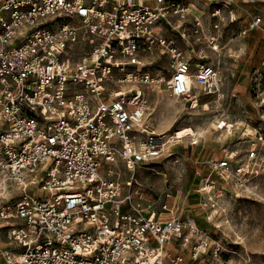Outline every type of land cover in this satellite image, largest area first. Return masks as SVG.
<instances>
[{
    "label": "built area",
    "instance_id": "2783aa9c",
    "mask_svg": "<svg viewBox=\"0 0 264 264\" xmlns=\"http://www.w3.org/2000/svg\"><path fill=\"white\" fill-rule=\"evenodd\" d=\"M237 7L236 0H0L3 264H201L170 248L198 230L145 206L134 175L120 179V168L134 172L175 153L173 137L145 119L144 86L162 84L181 97L195 83L219 95L220 63L208 53L225 36L264 37V12L246 11L244 26L229 28ZM209 9L215 21L206 26ZM158 56L167 57L166 72L150 69ZM257 157L255 146L245 154ZM245 164L234 152L208 160L199 191L222 193L221 177L245 186Z\"/></svg>",
    "mask_w": 264,
    "mask_h": 264
},
{
    "label": "rangeland",
    "instance_id": "374dc122",
    "mask_svg": "<svg viewBox=\"0 0 264 264\" xmlns=\"http://www.w3.org/2000/svg\"><path fill=\"white\" fill-rule=\"evenodd\" d=\"M236 1L240 12L236 22L242 27L246 11L264 12V0ZM210 9L202 17L206 26L215 21L207 14ZM236 22L229 24V28L236 31ZM251 32L232 39L225 36L220 40L221 49L208 53V62L218 59L220 63L219 95L205 93L196 85L189 95L178 98L169 95L162 84L144 86L145 119L156 131H166L173 137L169 149L175 153L134 172L120 168V179L134 175L144 192L145 206L150 204L161 218L179 216L186 229L191 225L198 230L196 236L187 235L186 231L188 241L170 243L171 250L188 262L264 261V42ZM186 54L193 56L194 52ZM150 56L149 60L157 55ZM154 63L151 70L166 72V56H158ZM193 98L198 100L197 107H191ZM253 146L258 157L256 161H246L245 154ZM228 152H234L236 158L246 162L245 169L251 171L245 175V186L233 178L221 177V195L216 189L209 193L199 191L207 161ZM210 198L216 200V208L207 205ZM163 203L167 210L160 209ZM204 236L207 245L203 247L198 237Z\"/></svg>",
    "mask_w": 264,
    "mask_h": 264
},
{
    "label": "bare ground",
    "instance_id": "6f19581e",
    "mask_svg": "<svg viewBox=\"0 0 264 264\" xmlns=\"http://www.w3.org/2000/svg\"><path fill=\"white\" fill-rule=\"evenodd\" d=\"M194 87H196V84L194 83ZM179 98V97H178ZM177 98V99H178ZM176 102V101H175ZM198 106V100H197V98H193V100H192V104H191V107H197ZM228 126H231L230 124H228ZM161 132H166V131H161ZM167 133V132H166ZM210 135V134H209ZM168 136L170 137L171 135L168 133ZM172 137V136H171ZM214 137V136H213ZM211 141V140H210ZM195 142H197V140H195L194 141V143ZM209 142V141H208ZM208 144V143H207ZM196 192V191H195ZM198 194V193H197ZM198 214V213H197ZM199 214H201L200 212H199ZM201 217V216H200ZM203 217V216H202ZM195 218H197V217H195ZM198 219H199V215H198Z\"/></svg>",
    "mask_w": 264,
    "mask_h": 264
},
{
    "label": "crops",
    "instance_id": "0c3cea01",
    "mask_svg": "<svg viewBox=\"0 0 264 264\" xmlns=\"http://www.w3.org/2000/svg\"><path fill=\"white\" fill-rule=\"evenodd\" d=\"M237 13H238V16L240 17V12H239V9L237 10ZM253 13H255V12H253ZM245 17H246V14H245ZM246 20V19H245ZM238 23V26L240 27V28H242V26L240 25V23L239 22H237ZM251 32V31H250ZM251 33H254V34H257L259 37H260V39L264 42V37L262 36V34H261V32L259 31V30H253ZM264 59V58H263ZM0 264H3V261L0 259Z\"/></svg>",
    "mask_w": 264,
    "mask_h": 264
}]
</instances>
